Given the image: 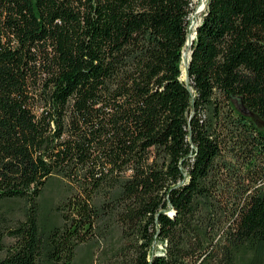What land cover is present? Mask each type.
<instances>
[{"label": "trees", "instance_id": "1", "mask_svg": "<svg viewBox=\"0 0 264 264\" xmlns=\"http://www.w3.org/2000/svg\"><path fill=\"white\" fill-rule=\"evenodd\" d=\"M193 10L0 0V264H264V0H208L187 83Z\"/></svg>", "mask_w": 264, "mask_h": 264}, {"label": "rangeland", "instance_id": "2", "mask_svg": "<svg viewBox=\"0 0 264 264\" xmlns=\"http://www.w3.org/2000/svg\"><path fill=\"white\" fill-rule=\"evenodd\" d=\"M204 2L205 1H203V0L202 1L194 0V10L189 17V20H190L189 31L191 32V30H192L195 33L194 39L196 38L197 26L202 22L203 16L206 12L208 0L206 2L205 8L201 9V11H200V8L204 4ZM198 8H199V10H198ZM190 35H191V33H190ZM190 35H188V37ZM187 43L184 47L183 52H185V50L187 49L186 51L191 54V46L188 47ZM191 45H192V43H191ZM189 57H190V55H189ZM189 57H185V54H184V61L182 64V69H183L182 79H184L187 83L190 82V80L187 76V64H188ZM184 66H185V68H184ZM254 118L256 119L255 116H254ZM256 121L261 124V121H258L257 119H256ZM63 187H64V185L62 184V182L60 180H57V178L54 180V183L47 186V188L44 191V195H43L42 202H41L42 212L44 215H48L49 217H52L55 214V206L59 202V200L61 198H63V196H64V188ZM24 204L25 203L22 200L13 201L10 203H2V202L0 203V229H1V231H3V232L6 231L9 227H12L16 222H18L19 219L22 218L21 216H22V212L24 209ZM118 237H119L118 235H115V239L111 240V242L118 241ZM108 245H109V243H104L102 249L94 247L93 250H94L95 257H94L93 261L95 264H107L106 261H103L104 260L103 258L108 253V251H107L109 248ZM159 247H160V249L158 251H161L162 245H160ZM86 248L87 247L84 246L79 251V259H78L79 264H83V263L87 264L91 260V258L89 257V252L86 251L87 250Z\"/></svg>", "mask_w": 264, "mask_h": 264}, {"label": "water", "instance_id": "3", "mask_svg": "<svg viewBox=\"0 0 264 264\" xmlns=\"http://www.w3.org/2000/svg\"><path fill=\"white\" fill-rule=\"evenodd\" d=\"M197 27H198V26H197ZM196 34H197V31H196ZM188 40H189V37H188ZM188 40H187V42H188ZM193 40H194V37H193ZM191 43L193 44V41H191ZM191 54H192V51H191ZM191 54H190V58L188 59V64H189L190 59H191ZM183 61H184V52H183ZM188 64H187V66H188ZM243 112L246 113L247 115H251V116H253V117L255 116L256 119H257L258 121H261V120L258 118V116H256V114H255L253 111H250V110L244 108V109H243Z\"/></svg>", "mask_w": 264, "mask_h": 264}, {"label": "bare ground", "instance_id": "4", "mask_svg": "<svg viewBox=\"0 0 264 264\" xmlns=\"http://www.w3.org/2000/svg\"><path fill=\"white\" fill-rule=\"evenodd\" d=\"M203 6L204 5H202L201 6V8H200V11H201V9H203ZM198 10H199V8H198ZM198 12V11H197ZM191 35L189 36V41H188V43H187V45H188V47H190L191 46V41H193V37H194V32L191 30ZM187 50V49H186ZM185 50V52H184V54H185V57H189V55H190V53H188L187 51ZM189 50V49H188ZM190 58V57H189ZM186 65V64H185ZM184 68H185V66H184Z\"/></svg>", "mask_w": 264, "mask_h": 264}, {"label": "built area", "instance_id": "5", "mask_svg": "<svg viewBox=\"0 0 264 264\" xmlns=\"http://www.w3.org/2000/svg\"><path fill=\"white\" fill-rule=\"evenodd\" d=\"M198 1H202V0H198ZM203 1H205L203 4L204 5L203 8H205L207 0H203ZM192 2H193V6H194V0H192Z\"/></svg>", "mask_w": 264, "mask_h": 264}]
</instances>
